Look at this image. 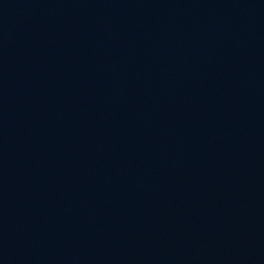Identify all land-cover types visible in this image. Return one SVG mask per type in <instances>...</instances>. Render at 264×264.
Wrapping results in <instances>:
<instances>
[{
	"label": "water",
	"instance_id": "1",
	"mask_svg": "<svg viewBox=\"0 0 264 264\" xmlns=\"http://www.w3.org/2000/svg\"><path fill=\"white\" fill-rule=\"evenodd\" d=\"M0 264H264V0H0Z\"/></svg>",
	"mask_w": 264,
	"mask_h": 264
}]
</instances>
